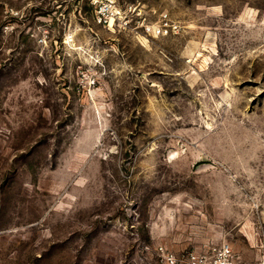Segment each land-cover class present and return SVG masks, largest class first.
Segmentation results:
<instances>
[{"label": "rangeland", "instance_id": "rangeland-1", "mask_svg": "<svg viewBox=\"0 0 264 264\" xmlns=\"http://www.w3.org/2000/svg\"><path fill=\"white\" fill-rule=\"evenodd\" d=\"M223 243L264 264V0H0V264Z\"/></svg>", "mask_w": 264, "mask_h": 264}, {"label": "built area", "instance_id": "built-area-1", "mask_svg": "<svg viewBox=\"0 0 264 264\" xmlns=\"http://www.w3.org/2000/svg\"><path fill=\"white\" fill-rule=\"evenodd\" d=\"M120 9L110 5L101 6L102 15H120ZM113 19V18H112ZM111 20V17H110ZM107 21V18H105ZM167 25V24H166ZM168 26H160L158 33L165 34L168 32ZM160 264H246L244 259L236 253L229 243H223L213 246L206 251H189L183 254L175 253L168 250L163 245L159 247Z\"/></svg>", "mask_w": 264, "mask_h": 264}]
</instances>
